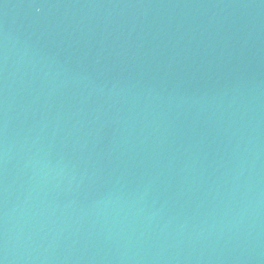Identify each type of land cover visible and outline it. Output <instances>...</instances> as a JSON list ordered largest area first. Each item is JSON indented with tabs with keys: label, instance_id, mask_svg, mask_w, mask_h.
<instances>
[{
	"label": "water",
	"instance_id": "water-1",
	"mask_svg": "<svg viewBox=\"0 0 264 264\" xmlns=\"http://www.w3.org/2000/svg\"><path fill=\"white\" fill-rule=\"evenodd\" d=\"M0 264H264V0H0Z\"/></svg>",
	"mask_w": 264,
	"mask_h": 264
}]
</instances>
